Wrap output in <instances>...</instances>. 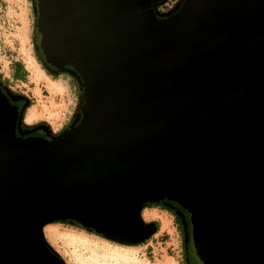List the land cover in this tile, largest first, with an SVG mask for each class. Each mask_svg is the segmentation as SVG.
Wrapping results in <instances>:
<instances>
[{"label":"water","instance_id":"1","mask_svg":"<svg viewBox=\"0 0 264 264\" xmlns=\"http://www.w3.org/2000/svg\"><path fill=\"white\" fill-rule=\"evenodd\" d=\"M33 0L34 44L81 90L58 135L0 86V264H65L42 226L138 243L177 207L191 264H264V0Z\"/></svg>","mask_w":264,"mask_h":264},{"label":"rangeland","instance_id":"2","mask_svg":"<svg viewBox=\"0 0 264 264\" xmlns=\"http://www.w3.org/2000/svg\"><path fill=\"white\" fill-rule=\"evenodd\" d=\"M28 3L31 1L0 0V70H5L8 53L16 55L21 48L31 49L32 17ZM71 81L70 91L76 96V86L72 78ZM142 213L143 217L148 216L145 209ZM158 221V230L148 240L147 249L120 247L101 237L53 223L45 225L42 234L67 264H182L179 237L170 217L161 213ZM165 230L167 233L161 238L160 233Z\"/></svg>","mask_w":264,"mask_h":264},{"label":"crops","instance_id":"3","mask_svg":"<svg viewBox=\"0 0 264 264\" xmlns=\"http://www.w3.org/2000/svg\"><path fill=\"white\" fill-rule=\"evenodd\" d=\"M16 53L21 55L7 54L5 70L1 69L0 72L13 88H17L30 99V106L24 113V121H43L51 130L59 129L70 119L76 104V96L70 91L71 84L61 76L53 77V74L46 73L36 61L31 49L21 48ZM145 211L148 216H142L143 219L159 220L161 213L157 210ZM166 233V230L162 231L160 236ZM148 245L147 242L144 246Z\"/></svg>","mask_w":264,"mask_h":264},{"label":"trees","instance_id":"4","mask_svg":"<svg viewBox=\"0 0 264 264\" xmlns=\"http://www.w3.org/2000/svg\"><path fill=\"white\" fill-rule=\"evenodd\" d=\"M33 0H29V2ZM180 0H156L155 2H153V7L156 13L160 14V15H165L171 11H173L176 6L179 4ZM33 10V9H32ZM31 13L34 12L30 11ZM32 15V41H31V49L32 52L35 56L36 61L38 62V64L41 66V68L46 72V73H51L53 74L52 76H61L62 78H65L68 80V82L70 84H72L71 78L74 81V84L76 86V104L74 107V110L71 113L70 119L64 124L62 125V127H60L57 130H51L49 125L43 121H36V122H32V123H26L24 121V113L25 110L30 106V99L23 94L22 92H20L19 90H17L16 88H13L12 85L10 84V82L2 75V73L0 72V86L5 90V92L7 93V96L9 98L10 101H12L15 105L18 106V108L20 109V113H19V128L20 130L23 131H27L31 134L36 133L42 129H45L50 135H58L59 133H61L63 130H65L70 124H72L74 122V119L77 116V112L79 109V103H80V98H81V90L79 88V85L74 77V75H72L71 73L65 71V70H56L53 71L51 69H49L44 63L43 61L40 59L38 53H37V49L35 47L34 44V32H35V23H36V18L34 19ZM50 74V75H51ZM71 78H70V77ZM25 128V129H24ZM26 128H30V130H26ZM61 129V130H60ZM52 131H58V132H52ZM146 209V210H157L158 213H164L166 216L168 215L171 219V224L173 229L177 232L178 237H179V241H180V251H181V263L182 264H191L189 259H188V255L186 252V248H185V226H184V221L182 219V214L180 213V211L177 209V207L167 201L164 200H159V201H150V202H146L144 204L141 205V207L139 208V216L141 218V220L152 226L153 231L152 233L146 237L145 239H143L142 241L138 242V243H133V244H124V243H119L116 241H111L108 239H105L103 237H101L100 235H97L96 233H94L93 231H91L90 229L81 227L73 222L70 221H65V220H54V221H50L48 223H53V224H58L61 226H65V227H70V228H75L79 231H84L87 234H91L94 236H98L103 238L104 240H106L107 242L113 244V245H117L120 247H126V248H136V247H140V246H144L148 240L151 238V236L157 232L159 224H158V220L157 219H143L142 217V211ZM48 223H45L42 228L47 225ZM165 235L162 234L161 238H163ZM44 240L46 241V243L53 249V247L50 245V243L47 241V239L44 237ZM147 249V247H145ZM54 250V249H53ZM55 251V250H54ZM56 252V251H55ZM62 259V258H61ZM63 262L65 264H67L65 262L64 259H62Z\"/></svg>","mask_w":264,"mask_h":264},{"label":"flooded vegetation","instance_id":"5","mask_svg":"<svg viewBox=\"0 0 264 264\" xmlns=\"http://www.w3.org/2000/svg\"><path fill=\"white\" fill-rule=\"evenodd\" d=\"M28 5H29V9H30V11H33V10H34V12L31 13V17H32V15H35V8H34V3H33V1H32V4L28 3ZM32 9H33V10H32Z\"/></svg>","mask_w":264,"mask_h":264}]
</instances>
